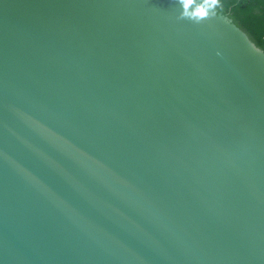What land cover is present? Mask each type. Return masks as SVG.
<instances>
[{
	"label": "water",
	"instance_id": "water-1",
	"mask_svg": "<svg viewBox=\"0 0 264 264\" xmlns=\"http://www.w3.org/2000/svg\"><path fill=\"white\" fill-rule=\"evenodd\" d=\"M0 264H264L263 49L198 0H0Z\"/></svg>",
	"mask_w": 264,
	"mask_h": 264
},
{
	"label": "trees",
	"instance_id": "trees-1",
	"mask_svg": "<svg viewBox=\"0 0 264 264\" xmlns=\"http://www.w3.org/2000/svg\"><path fill=\"white\" fill-rule=\"evenodd\" d=\"M216 13L226 15L264 51V0H198Z\"/></svg>",
	"mask_w": 264,
	"mask_h": 264
},
{
	"label": "snow or ice",
	"instance_id": "snow-or-ice-1",
	"mask_svg": "<svg viewBox=\"0 0 264 264\" xmlns=\"http://www.w3.org/2000/svg\"><path fill=\"white\" fill-rule=\"evenodd\" d=\"M201 15H203V13H201Z\"/></svg>",
	"mask_w": 264,
	"mask_h": 264
}]
</instances>
